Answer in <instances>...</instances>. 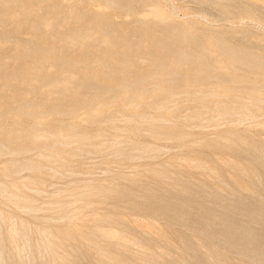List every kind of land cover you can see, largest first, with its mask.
I'll return each instance as SVG.
<instances>
[{"label":"bare ground","instance_id":"bare-ground-1","mask_svg":"<svg viewBox=\"0 0 264 264\" xmlns=\"http://www.w3.org/2000/svg\"><path fill=\"white\" fill-rule=\"evenodd\" d=\"M85 1L133 20L115 21ZM203 1L218 17L264 24V0ZM253 35L172 22L153 0L141 11L137 0H0V264H237L234 255L264 264V138L188 131L264 116V37L256 47ZM143 135L187 151L136 165L157 149ZM81 152L102 154L108 178L55 190L39 206L40 187L65 177L60 170L79 164ZM126 162L133 173L112 171ZM192 170L200 171L194 181L183 174ZM160 207L205 237L175 232V244L170 227L156 224ZM157 243L178 255L155 254Z\"/></svg>","mask_w":264,"mask_h":264},{"label":"rangeland","instance_id":"rangeland-1","mask_svg":"<svg viewBox=\"0 0 264 264\" xmlns=\"http://www.w3.org/2000/svg\"><path fill=\"white\" fill-rule=\"evenodd\" d=\"M63 1L67 2L68 0H63ZM148 1L149 0H137L138 9L140 11H141V9H145ZM150 1H152V0H150ZM153 1L156 2L159 6L164 8L166 17H168L169 20L172 22L173 21L174 22H180L182 24H184L186 22L201 23V24H205L206 26H213L215 28H221L222 30L232 29V28H243L244 30L250 31L254 34L252 37L251 36L250 37H251V40L255 42L256 47H259L260 46L259 44H263L262 43L263 41L259 40L258 38H260L262 36L264 37V24L257 23L256 21L252 20L251 18H247L244 15L230 13V14H227L226 17L225 16L218 17L219 14L215 15L212 11H210L209 5L206 4L203 0H153ZM81 7H86L87 9L92 8L94 10H96V9L106 10L109 14V18L113 19L115 21H120V20L121 21L122 20L132 21L133 20L132 16H130L129 14H125V13L124 14H114L113 13V15H111V12H109L110 8L103 6L98 1L82 2ZM211 12H212V15H210ZM140 16L143 17L145 20H151V22H153L152 18L149 15L147 16V15L141 14ZM252 46L255 48L254 45H252ZM208 49L214 51V48H212L211 46L208 47ZM241 85H243V84H241ZM263 99H264V97H263ZM260 117H262V115H257V118L247 119L239 125H232V124L228 125L224 122H220V123L219 122H217V123L211 122L210 123L208 121H205L201 126H199L200 129L198 128V126L193 125V127L192 126L188 127V128H192V129H188V131L193 134L194 138L199 139L200 137H202L204 135L213 137L214 134L218 131L227 130V129L231 130V128H237V129H245L247 131V133H254L258 137H260V138L262 137V139H263L264 138V126H260V125H258V123L264 122V116L262 117L263 119ZM66 119H70V117L66 116ZM257 119H258V121H257ZM196 128H198V129H196ZM137 139H139L143 142L151 143L153 145L155 144V147L158 149V151L156 149V151H154L155 153L154 152L150 153L146 157L142 158L144 161L141 159L138 162H134V164H136V165L143 166V165L149 164V163L150 164H156V163L158 164V162L163 163L171 155L181 156V155H184L186 153L184 151H187L186 148L177 147L178 145L174 141H170V142H169V140H158V141L153 140L152 141L151 138H149L148 136H145V135L139 136V137H137ZM176 149L178 150V152ZM229 153H231V152L228 150H224L221 152L222 155L232 156V153L231 154H229ZM89 154L87 152H84V153L81 152L80 155L82 156V158L77 159V162L79 164H76V165L70 167L69 168L70 170L66 169V168L65 169L62 168L60 170L61 171L60 174L62 175L61 177H63V176H65V177L60 178L59 177L60 175H57L58 177L55 176V177L48 179L47 182L44 184V187H40L41 192L39 193V196H37V195L35 196L37 199V202H38L37 204L39 206H42V204L47 203L51 198L50 195L53 194L54 192L61 190V189L69 188V187H81V186H84L86 183L91 182V181H97V182L100 181L101 182L104 179L106 180L108 178V174L107 173H106L107 175L105 174L106 167L102 163V157L100 158V155L102 156V154H99V153H97V154L91 153V155H89ZM97 155H99V156H97ZM148 156L150 158L152 156H154V157L152 159H149V158H147ZM145 158H147V159H145ZM82 161H84V162H82ZM143 163H145V164H143ZM134 164L133 163L128 164L126 162L125 165H121V167L118 166V168H117L118 164L112 163V165L110 166V169L112 170L113 168H117V170L113 169L112 171L113 172H122L124 174H127V173L130 174V173H133L135 171L134 167H133ZM79 165H81V166H79ZM76 166H77V168H75ZM132 167H133V171H131ZM74 168H75V170H74ZM125 169H127V170H125ZM139 169H141V168H137V170H139ZM68 171H71L73 174L71 172H68ZM65 172H67L68 174ZM77 172H79L80 174ZM190 172L192 174H188ZM190 172L183 173L184 177L191 179V181H194V180L199 178L200 171H197V170L193 171L192 170ZM194 173L197 175H195ZM24 175H25L24 172L20 174V176H24ZM74 176H76V177H74ZM94 178H96V179H94ZM99 178H101V179H99ZM242 178L244 179L245 177L242 176ZM86 179H88V180H86ZM81 181H82V183H80ZM77 182H78V185L76 184ZM69 183H71V184H69ZM61 185H64V186L61 187ZM48 187H49V189H48ZM52 190H54V191H52ZM55 190H57V191H55ZM225 190L227 192L229 191V189H227V188ZM225 190H223V191L226 192ZM44 192L47 194H45ZM261 193H262V191H258L255 195L256 196L262 195L263 193L262 194ZM45 198H47V199H45ZM141 205L145 206V204H141ZM143 206H141V207H143ZM106 209H108V207L105 204H97L96 205V210H98V212H105ZM159 209L160 210L158 212L159 213L158 216H155V221L157 222L156 224H159L162 227H165V226L170 227L171 232L168 229H167V231H169L168 233L171 234V237L173 238V241L175 244H177V240L173 236V234L175 232L178 234H181L182 236L183 235H186V236L191 235L192 236L191 233H194V236L198 237L200 240H201V238L203 239V237H205L204 234L198 232L192 226H189L188 223H185L181 219H176V217L174 216L173 213L170 214L171 212H169V211H168L169 213H166L164 211L163 207H160ZM38 212H39V214H48V212H45V213H42L40 211H38ZM118 213L121 214L122 216L130 218L132 220H136L138 222H143L147 216L146 214H143V213H140L137 211H127V212L120 211ZM18 215L23 217V218L27 217L25 214H23L21 212L18 213ZM131 216H133V217H131ZM139 217H141V218H139ZM187 220L188 221H186V222H189L190 218L188 217ZM99 225H100V227H102L104 229L110 228V227L112 229H118V227L116 226L117 224L112 223L110 221H103V222L100 221ZM134 231L135 230H133L132 232L130 231V233H132L131 236L134 238L140 237V234L138 232L136 233V231L135 232ZM130 233H129V235H130ZM137 239L138 238H136V240ZM142 240L144 241L145 239H142ZM203 241H205V240H203ZM157 244H159V245H156V246H158V247L160 246L159 250L156 249L158 247H155V246H154L155 248L154 247L152 248L153 251L155 252V254L163 257V255H164L163 253L165 252L164 249H166L167 252H170V254L172 253L171 256H177L178 255L179 251H178L177 247H170L167 249V248H165L166 246L163 243H157ZM204 245H207V244L205 243ZM133 246H135V245H133ZM111 249H113V248H111ZM128 249L132 253H140V250H138L137 246H135V248H133L132 246H128ZM239 256L234 255V258H232L233 257L232 256V257H230V259L232 261H234V263L242 264L244 257L242 258V256H241L239 259ZM162 257H160L161 260L163 259ZM246 261H248V259L244 260V263ZM215 264H217V263H215ZM250 264H251V262H250Z\"/></svg>","mask_w":264,"mask_h":264}]
</instances>
